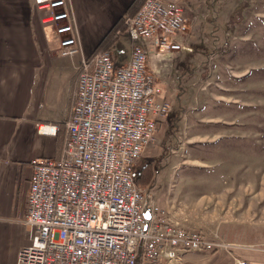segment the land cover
<instances>
[{
    "label": "built area",
    "instance_id": "1",
    "mask_svg": "<svg viewBox=\"0 0 264 264\" xmlns=\"http://www.w3.org/2000/svg\"><path fill=\"white\" fill-rule=\"evenodd\" d=\"M31 3L39 24L52 29L58 56H75L67 0ZM181 10L178 4L142 0L123 21L126 63L115 65L108 52L80 61L58 158L29 162L23 223L30 243L18 250L15 264H135L138 246L140 264H157L185 251L226 247L173 224L133 174L157 123L171 110V101H155L161 90L146 72L148 51L140 43L158 54L190 52L179 40L186 33ZM56 130L36 128L40 135Z\"/></svg>",
    "mask_w": 264,
    "mask_h": 264
},
{
    "label": "rangeland",
    "instance_id": "2",
    "mask_svg": "<svg viewBox=\"0 0 264 264\" xmlns=\"http://www.w3.org/2000/svg\"><path fill=\"white\" fill-rule=\"evenodd\" d=\"M117 36L127 53L125 34ZM192 39L177 66L174 125L138 161L152 163L140 186L158 206L171 204L184 229L226 246L213 249L220 259L189 253L178 264H252L237 256H264V0H214Z\"/></svg>",
    "mask_w": 264,
    "mask_h": 264
},
{
    "label": "crops",
    "instance_id": "3",
    "mask_svg": "<svg viewBox=\"0 0 264 264\" xmlns=\"http://www.w3.org/2000/svg\"><path fill=\"white\" fill-rule=\"evenodd\" d=\"M134 1L67 0L78 53L71 58H62L58 56L52 29L39 24L31 0H0V264H15L18 250L29 245L30 230L23 223L31 177L29 162L58 158L76 68L82 59L90 58L104 34L119 18L125 17L126 9ZM162 1L181 7L186 33L179 40L192 50V38L203 31V22H207L214 0ZM140 45L148 51L146 72L161 90L155 101L164 98L172 103L180 92L176 85L180 73L177 66L184 60L187 62L193 50L158 54L150 50L147 42ZM109 54L115 65L126 63L128 58V52H124L118 40ZM168 114L157 123L154 139L139 160L145 162L144 155L158 140L167 137L169 128L174 125ZM38 125L56 126L58 130L54 136L40 135L36 131ZM146 163L152 165L150 161ZM150 200L158 210L167 212V218L173 224L183 228L174 215L171 216V204L158 206L153 196ZM144 214L148 217V210H144ZM136 252V264H140L139 246ZM218 252L185 251L171 261L160 259L157 264H178L189 253H211L208 259H220ZM239 255L252 264H264V256L260 253H239L237 257Z\"/></svg>",
    "mask_w": 264,
    "mask_h": 264
},
{
    "label": "trees",
    "instance_id": "4",
    "mask_svg": "<svg viewBox=\"0 0 264 264\" xmlns=\"http://www.w3.org/2000/svg\"><path fill=\"white\" fill-rule=\"evenodd\" d=\"M142 0H135L134 2H132L128 8L125 11V17H130L134 14V12L138 9V7L140 6ZM125 17H121L119 18L110 28L109 30L104 34V36L101 38V40L98 42V44L96 45V47L94 48L92 54L90 57H92L93 55L97 54V53H101V52H109L113 46L115 45V43L118 40V36L117 33H124V18ZM138 163V162H137ZM135 163L134 167H133V174H134V178H135V182L137 184H141L143 186L147 185L150 181V171L147 168L148 165L147 164H143V166L139 167L138 164ZM137 172V177L135 176V173ZM143 175V178L141 177ZM148 176H149V180H148ZM142 178L143 181L140 182L139 178Z\"/></svg>",
    "mask_w": 264,
    "mask_h": 264
},
{
    "label": "bare ground",
    "instance_id": "5",
    "mask_svg": "<svg viewBox=\"0 0 264 264\" xmlns=\"http://www.w3.org/2000/svg\"><path fill=\"white\" fill-rule=\"evenodd\" d=\"M126 18V17H125ZM124 18V19H125ZM109 53V52H108ZM57 129V128H56ZM58 130V129H57ZM57 130H56V133H57ZM55 133V134H56ZM54 134V135H55ZM54 135H52V136H54ZM145 190H146V192L148 193V196H149V198H150V194H149V191H148V189H146V188H144ZM154 206H156L155 204H154ZM166 212V211H165ZM167 213V212H166ZM145 215V214H144ZM146 218H148V217H146ZM180 228V227H179ZM183 229V228H182ZM186 230V229H185ZM195 232V231H194ZM216 240H218V239H216ZM30 241V240H29ZM219 241V240H218ZM221 242V241H220ZM30 243V242H29ZM222 243V242H221ZM223 249V248H222ZM213 249H211V250H209V251H212ZM191 252H196V251H191ZM198 252H200V251H198ZM208 252V251H207ZM137 253V252H136ZM139 255H140V252H139ZM136 261H137V259H136ZM237 261H242V260H237ZM244 262V261H243ZM246 263V262H245ZM136 264V263H135ZM247 264V263H246Z\"/></svg>",
    "mask_w": 264,
    "mask_h": 264
}]
</instances>
